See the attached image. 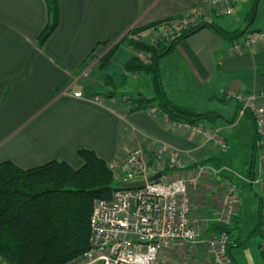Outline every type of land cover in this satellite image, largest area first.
Listing matches in <instances>:
<instances>
[{"label": "crops", "instance_id": "1", "mask_svg": "<svg viewBox=\"0 0 264 264\" xmlns=\"http://www.w3.org/2000/svg\"><path fill=\"white\" fill-rule=\"evenodd\" d=\"M263 2L257 1L258 11ZM59 3L57 28L41 46L39 35L50 20L47 1L0 0V163L11 161L20 168L31 169L61 159L78 169L84 163L79 150L87 148L113 166L137 145L152 154L167 145L178 156L185 173L201 163L215 168L190 187L193 214L200 218L209 214L212 220L195 247L174 241L160 253L156 264H219L206 243L217 233L216 219L225 204L224 191L230 182L239 187L241 194L239 211L231 223L230 252L235 264H264V162L261 149L254 147L255 122L249 115L239 114L240 102L236 99L227 96L224 103L220 102L225 90L232 88L259 93L264 103V42L233 52L230 40L205 27L183 38L167 54L185 71V78L175 73L173 78L185 79L187 83L181 87L175 83L189 100L181 102L170 95L169 99L199 111L202 99L224 104V113L210 110L220 116L209 126L219 129L227 139L229 147L225 151L161 115L156 106L128 112L127 101L121 98L103 96L101 102L89 100L104 89L94 88L82 76L87 74L84 68L100 69V59L117 44L109 66L100 70L104 77L108 74L115 82H121L124 66L135 54L123 40L131 29L200 11L225 30L234 31L245 25L240 15L248 13L250 2L240 1L228 14L231 17L221 20L213 15L212 0ZM256 22L257 16L254 26H247L249 31L264 30V24ZM78 90L83 97L74 95ZM139 93L145 94L138 89ZM262 139L264 143V136ZM177 169L172 168V173H177ZM0 264H8L1 255Z\"/></svg>", "mask_w": 264, "mask_h": 264}, {"label": "trees", "instance_id": "2", "mask_svg": "<svg viewBox=\"0 0 264 264\" xmlns=\"http://www.w3.org/2000/svg\"><path fill=\"white\" fill-rule=\"evenodd\" d=\"M46 1L50 20L39 35L41 46L57 28L60 16L59 0ZM257 1L252 13L253 18ZM213 13L220 16L215 10ZM194 14L177 15L142 28L165 25L169 29L167 35L152 42L129 38L128 35L133 29L124 36L123 40L132 48L149 56L148 60H144L134 54L124 66V78L128 74L149 73L154 85V95L149 103L140 93L128 98V112L156 106L161 115L172 121L212 128L209 125L215 123L219 113L210 110L199 111L169 99L161 77L160 59L169 54L183 38L205 27L213 28L222 37L230 40L231 44L242 36L255 32L249 31V28L225 30L215 21L209 20L206 15H201L198 21L190 23ZM177 26H181L179 31L176 30ZM117 46L113 45L100 59L101 70L109 66ZM105 77L107 85L114 84L108 74ZM106 94L114 96L109 92ZM227 96L225 93L220 100L225 101ZM241 108L242 104L239 103L238 109ZM244 114L249 115L255 122L250 110ZM262 138L255 123L254 147L259 150ZM79 155L84 163L78 169L61 159H54L31 169L20 168L11 161L0 163V255L5 262L69 264L90 248L91 217L95 202L99 199H112L114 191L120 188L123 182L117 178L114 165H109L95 151L81 148ZM237 188L239 189L238 186ZM216 229L217 233L221 229H227L231 234V224L221 226L218 223Z\"/></svg>", "mask_w": 264, "mask_h": 264}, {"label": "built area", "instance_id": "3", "mask_svg": "<svg viewBox=\"0 0 264 264\" xmlns=\"http://www.w3.org/2000/svg\"><path fill=\"white\" fill-rule=\"evenodd\" d=\"M241 0H212V7L218 15L234 12ZM199 13V12H198ZM194 14L199 19L200 14ZM181 26H177L179 31ZM264 42V30L250 33L237 39L232 45L233 52H241ZM83 97V92H74ZM242 104L241 115L250 110L255 118L257 131L264 136V103L256 92L237 91L231 94ZM101 102V95L89 98ZM203 137L204 142L215 143L222 151L228 149L227 139L219 129H213L188 122H178ZM261 155L264 162V143ZM143 145L129 151L125 158L114 165L117 178L122 182L144 180L140 187L117 188L112 199L96 200L91 217L90 248L85 252L83 264H156L160 253L174 241L194 247L199 242L200 221L193 214L190 185L205 173L215 171L210 164H197L190 175L181 169L178 156L167 145L152 154ZM178 168L172 173V168ZM161 173L157 179L152 177ZM123 174V176H122ZM122 176V177H121ZM226 209L218 217L221 226H229L240 208V191L233 183L225 187ZM264 254V199L261 208ZM219 264H235L230 252L231 235L221 229L208 241Z\"/></svg>", "mask_w": 264, "mask_h": 264}, {"label": "rangeland", "instance_id": "4", "mask_svg": "<svg viewBox=\"0 0 264 264\" xmlns=\"http://www.w3.org/2000/svg\"><path fill=\"white\" fill-rule=\"evenodd\" d=\"M247 1H249L250 5H251L248 13H245V14L242 13L241 15L238 14L244 20L242 23L245 24L243 27H241V29L248 28L247 27L248 25L250 26V28L252 26H254V21L256 20V16H257V22L256 23L264 24V2L260 5L259 11H258V7H256V13H255V16L253 18L252 13L254 10L256 0H247ZM198 14H200V11ZM227 17H231V16H229L228 14L220 15V16H217L216 19L221 20V19L227 18ZM190 21H191L190 23H192V22L198 21V19L192 17V19ZM168 32H169V29L165 25L158 26V27H152V28H148V29L135 28L129 33L128 37L131 39L139 40V41L152 42V41L158 39L159 37L167 35ZM135 55H139L144 60H148V57H149L148 54H146L145 52H140V51H136V50H135ZM159 63H160L161 77H162V80L164 79L163 84H164V87H166L165 90H166V93H168V97L170 95L172 98H175L176 100H179L181 102H186L187 100H189V98L186 94L179 92L180 90L178 89V87L175 83V82H177L179 84V87H181V85L183 83H187L184 81L185 80L184 79L185 78V76H184L185 71L178 66L179 65L178 62H175L173 60V58H171L170 56L165 55L160 59ZM85 65H87V63ZM83 71L87 72V74L82 75L83 77H85L84 82L91 81L90 83L92 85H94V88L104 89L103 92L98 93L99 95H101V100H102L103 96H104V98H105V96L110 97V96H108V94H106L109 92V94L114 95V97H117V99L121 98V99H123L124 102H126L128 100V98L135 96L138 93V89L145 93L144 95L147 96L146 98H149L148 97L149 94L154 95L153 79L149 73L139 72L138 74H128V75H125V78H124V76H123V73L125 71L124 70L123 73L121 74V82L119 81V83L115 82V80L110 76V78H112L114 84L109 86V85H107L106 77H104V72L101 71L100 69H98L97 67H95V68L87 67V68H84ZM174 73L179 75V76L184 77L183 78L184 80H181V79L175 80V78H173ZM98 76H100V77H98ZM171 78H172V80H171ZM170 84H171V86H170ZM173 84L175 85V87H172ZM89 87H91V86H89ZM237 91H238L237 89L230 88V90L227 91L226 95H228L230 98H233V96L231 94L236 93ZM193 96L196 97L198 95H193ZM195 99H197V98H195ZM199 102H201V104H199L198 107L202 111L215 109V110H218L219 112L224 113V104H222V103H224L223 101H220V102H222L221 104L223 106L221 104H219L217 101L210 102V101H206V100L202 99ZM196 103H198V102H196ZM220 110H222V111H220ZM239 114L241 115L240 110H239ZM235 116L236 115L234 114L232 116V118H234ZM212 128L217 129L215 127H212ZM138 146L139 145L135 146L134 148H136ZM134 148H132V149H134ZM245 148H244V150H240L239 159H242V156H243L242 154H244L243 152H245ZM258 161H260L259 158H258ZM237 166L243 167L241 164H238ZM115 174H116V171H115ZM186 174L190 175L191 172L186 173ZM122 176H123V174H122ZM192 184L190 185V187L192 186ZM224 193H225V191H224ZM224 200H225L224 201L225 204L223 205L221 212L218 215V217H220V215H222L225 212L226 203H227L226 198H224ZM192 204H194L193 198H192ZM194 217L197 219L199 218V216L195 215V214H194ZM202 218H203V220L200 221V225H201L200 231L201 232L209 227L210 221L212 220V217H210L209 214L203 215ZM216 220H217V222H219L218 219H216ZM206 245L210 249V247L208 246L207 243H206ZM84 262H86V260H85L84 254H83L81 256L76 257L69 264H83Z\"/></svg>", "mask_w": 264, "mask_h": 264}, {"label": "water", "instance_id": "5", "mask_svg": "<svg viewBox=\"0 0 264 264\" xmlns=\"http://www.w3.org/2000/svg\"><path fill=\"white\" fill-rule=\"evenodd\" d=\"M146 102L149 103L150 102V99L149 98H146L144 97ZM161 175V173H158L156 175H154L152 177V179H157L159 178ZM145 184V181L144 180H140V181H130V182H123L122 183V186L123 187H140V186H143Z\"/></svg>", "mask_w": 264, "mask_h": 264}]
</instances>
